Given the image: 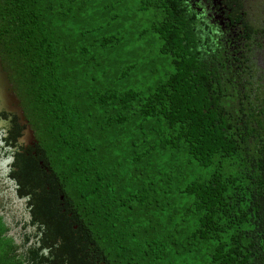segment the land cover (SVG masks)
<instances>
[{"label":"trees","instance_id":"16d2710c","mask_svg":"<svg viewBox=\"0 0 264 264\" xmlns=\"http://www.w3.org/2000/svg\"><path fill=\"white\" fill-rule=\"evenodd\" d=\"M206 36L185 0H0L37 140L0 264H264V39Z\"/></svg>","mask_w":264,"mask_h":264},{"label":"flooded vegetation","instance_id":"af4514ba","mask_svg":"<svg viewBox=\"0 0 264 264\" xmlns=\"http://www.w3.org/2000/svg\"><path fill=\"white\" fill-rule=\"evenodd\" d=\"M185 1L187 10L189 9L199 26L206 33V39H217L230 51L235 53L239 51L241 54L249 49V39H264V0ZM261 65H264V58H262ZM21 122L22 120L16 112H9L6 109L2 110L0 106V200L3 204L0 211L2 215H5L10 225L22 219V216L18 214V212H21V208L17 209L19 208L18 206L15 205L16 209L14 212L16 214L8 211L9 201L13 204V208H15L14 204H16L11 197L12 191L18 197V184L14 179V174L18 171V168L15 166V160L7 163L6 166L3 163L6 160L15 158L23 145L26 149L30 147H26L21 142L23 132L26 129V125H22ZM17 123L19 124L21 135L18 137V145L12 146L9 144L8 139L11 138V132L17 129ZM17 199L26 200L19 197ZM26 213H28L27 209Z\"/></svg>","mask_w":264,"mask_h":264},{"label":"water","instance_id":"95a60500","mask_svg":"<svg viewBox=\"0 0 264 264\" xmlns=\"http://www.w3.org/2000/svg\"><path fill=\"white\" fill-rule=\"evenodd\" d=\"M19 96L16 92L15 86L10 78V73L5 70L2 56L0 54V106L1 109H6L9 112H16L18 117L22 120L21 124L26 125V129L23 132V137L21 142L26 145V147L33 146L37 143L35 132L32 129L29 121L26 120L25 113L23 108L20 105ZM15 158L6 160L3 165H7ZM12 198L16 204L26 203L27 200H18L17 195L12 191ZM26 220H30V216H26ZM14 233H10V236H13Z\"/></svg>","mask_w":264,"mask_h":264},{"label":"rangeland","instance_id":"374dc122","mask_svg":"<svg viewBox=\"0 0 264 264\" xmlns=\"http://www.w3.org/2000/svg\"><path fill=\"white\" fill-rule=\"evenodd\" d=\"M132 10H133V11H136L137 8H133ZM148 28H150V24H149V23L144 22L143 24H141V27H140V28H137V29L135 30V31H136V32H135V33H136V36H134V38H132V39H152L153 36H147V35L141 36V34H139L140 32L143 31V29H148ZM144 41H146V40H144ZM141 48L144 49V45H143V43H141ZM133 49H134V48H133ZM139 53H141V52H139ZM131 88L134 89V90H140V89L142 88V86H141V84H140V85H136V86L132 85ZM11 197H12V196H11ZM9 202H11V201H9ZM26 203H27V202H26ZM26 203L14 204V206L16 205V206L19 207V208H17L18 210L21 208V212H18V214H19L20 216H22V218L24 217V214L26 215V209H27ZM16 206H15V208H13V204L10 203L9 206H8V211H9L10 213L16 214V212H14V210L16 209ZM24 208H26V209L24 210ZM22 211H23V212H22ZM22 214H23V215H22ZM3 215H4V214H3ZM19 215H18V216H19ZM4 216H5V215H4ZM20 221H21V220H19L16 224L13 223V224L11 225V230H12L11 233H14V234H13V237H15V239H17L19 243H21L20 240H22V238H23V237H22V234H24V233H23V230H22V227H19V224H18ZM27 231H28V233H29L30 235H33V234L36 233L34 230H30V229H28ZM34 232H35V233H34ZM19 239H20V240H19Z\"/></svg>","mask_w":264,"mask_h":264}]
</instances>
